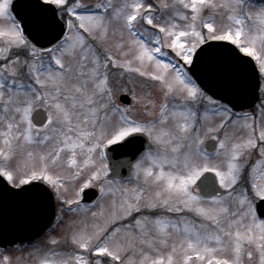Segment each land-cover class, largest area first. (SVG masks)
I'll list each match as a JSON object with an SVG mask.
<instances>
[{"label":"snow or ice","instance_id":"1","mask_svg":"<svg viewBox=\"0 0 264 264\" xmlns=\"http://www.w3.org/2000/svg\"><path fill=\"white\" fill-rule=\"evenodd\" d=\"M9 204L0 264H264V0H0Z\"/></svg>","mask_w":264,"mask_h":264},{"label":"water","instance_id":"2","mask_svg":"<svg viewBox=\"0 0 264 264\" xmlns=\"http://www.w3.org/2000/svg\"><path fill=\"white\" fill-rule=\"evenodd\" d=\"M256 100H252V104L255 102ZM251 105V104H250ZM249 105V106H250ZM0 212H6L7 214V221H8V225L11 228L14 224L15 218L17 216V212L18 209L16 206L9 204L8 207L6 209H0ZM55 214V202L53 199V205H52V216L54 217ZM26 234V233H25Z\"/></svg>","mask_w":264,"mask_h":264},{"label":"flooded vegetation","instance_id":"3","mask_svg":"<svg viewBox=\"0 0 264 264\" xmlns=\"http://www.w3.org/2000/svg\"><path fill=\"white\" fill-rule=\"evenodd\" d=\"M255 103H258V101L256 100ZM255 103H254V104H255ZM250 107H251V106H250Z\"/></svg>","mask_w":264,"mask_h":264}]
</instances>
